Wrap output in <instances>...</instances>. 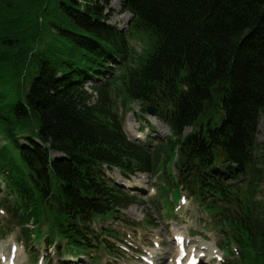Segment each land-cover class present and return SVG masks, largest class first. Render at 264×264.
<instances>
[{"label": "trees", "instance_id": "trees-1", "mask_svg": "<svg viewBox=\"0 0 264 264\" xmlns=\"http://www.w3.org/2000/svg\"><path fill=\"white\" fill-rule=\"evenodd\" d=\"M124 9L135 14L131 38L147 46L137 58L129 38L108 25L100 0H0V163L21 196L22 223L44 219L55 238L86 250L80 222L130 205L109 189L100 167L165 176L178 149L182 164L202 176L225 150L239 171L224 177L250 167L244 190L212 182L219 198L239 209L223 221L229 244L241 251L233 264H264V141L256 138L264 118V0H127ZM127 56L132 65L106 79L110 61ZM89 78L107 82L95 87L94 101L82 87ZM118 99L160 107L174 138L152 151L130 143ZM188 127L197 130L186 139ZM51 152L68 160L52 163ZM24 171L30 186L15 180ZM201 176L191 182L197 196ZM25 233L42 238L39 229Z\"/></svg>", "mask_w": 264, "mask_h": 264}, {"label": "rangeland", "instance_id": "rangeland-1", "mask_svg": "<svg viewBox=\"0 0 264 264\" xmlns=\"http://www.w3.org/2000/svg\"><path fill=\"white\" fill-rule=\"evenodd\" d=\"M124 0H109L108 1V4H105L102 0H100V5L106 7V12L105 14H109L110 15V24L111 25H116V26H120L121 28L122 27H125L126 28V21H128L127 18H125V14H123L122 12V3H123ZM129 18V16H128ZM131 45L132 47L138 52L140 53L141 51H143V48H144V45L139 41H135L133 40L131 42ZM94 82H89L87 85L88 87H90L89 85H93ZM134 108L137 109L138 106L137 105H134ZM121 111H123V109H120ZM126 121H131V116L130 115H127L126 116ZM260 124L259 128H258V137L259 139H262L261 137H263L262 135V130H263V127H264V122L261 123V119H259V122ZM257 136V135H256ZM116 174V173H114ZM117 175V174H116ZM152 178V177H151ZM150 177H147V181L150 182V184L152 183H155V178H153V180L151 179ZM156 183H157V187H158V180H156ZM1 186L5 187V183L2 182L1 183ZM4 190V189H3ZM158 197L154 198L153 200H150L149 202L146 203V207L143 206V205H138V204H134V205H131L128 207V209L124 210L122 213H121V219L125 220V221H129L130 223L132 222H136V223H143L145 222V219L147 217V209L148 207H154V203L153 201L157 200ZM14 200V198H13ZM194 207V205L191 206L190 209H192ZM147 208V209H146ZM152 212V211H151ZM8 212H6L5 214V218L8 219L12 222V215H10L9 217ZM162 217L167 215V211L166 212H163V214L161 213ZM161 215H159L158 213L156 212H153L151 216V220L152 221H158V232L160 233L161 236H165L166 234V230L163 226V221L160 220V217ZM3 220V218L1 219V221ZM119 227L117 229H115L116 231H119L120 233V236H122V233H127V232H131L132 229L130 228H126L125 226H128L126 225L125 223H122V221H119L117 222ZM114 222L110 219H101L100 221H96L95 223L92 224L91 228L95 229L97 232H100L99 230L101 228H107V227H111V225H113ZM11 225V224H10ZM13 226V229H14V232H16L17 234H19V230L16 229L15 225L12 224ZM1 227L4 229V226L3 224L1 225ZM131 228H133V226H129ZM114 228V227H112ZM140 228L142 229V231H145L147 229L146 226H140ZM4 231V230H2ZM10 230H6L5 232V235L0 237V250H4L7 251V244H8V241H9V232ZM214 232H216L215 230H213ZM44 244V241H42V245ZM100 256V261L96 264H121L120 262H116L115 258L113 256H108V255H104V254H99ZM25 261V262H24ZM21 262L23 264H32L30 263V261H28V256L27 254L24 255V259L21 258ZM34 264V263H33ZM37 264V263H36ZM44 264H53L51 263V260L50 259H47V261L44 262ZM55 264V262H54Z\"/></svg>", "mask_w": 264, "mask_h": 264}, {"label": "water", "instance_id": "water-1", "mask_svg": "<svg viewBox=\"0 0 264 264\" xmlns=\"http://www.w3.org/2000/svg\"><path fill=\"white\" fill-rule=\"evenodd\" d=\"M148 111L149 112H156L157 110H155L154 108L148 107ZM223 155H224V153H223Z\"/></svg>", "mask_w": 264, "mask_h": 264}]
</instances>
